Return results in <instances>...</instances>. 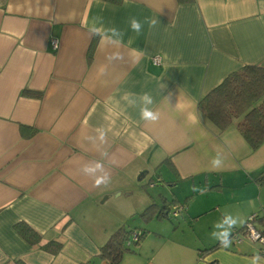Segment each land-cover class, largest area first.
Wrapping results in <instances>:
<instances>
[{
    "label": "crops",
    "instance_id": "obj_1",
    "mask_svg": "<svg viewBox=\"0 0 264 264\" xmlns=\"http://www.w3.org/2000/svg\"><path fill=\"white\" fill-rule=\"evenodd\" d=\"M97 16L120 45L89 37ZM132 17L159 23L137 34ZM246 64L264 67V0H0V264H107L99 248L119 228L144 232L119 264H264L246 236L205 251L224 216L239 230L264 207V143L252 150L237 120L218 131L198 109ZM144 92L155 122L123 99ZM96 160L110 174L99 186L81 171ZM22 224L60 250L29 244Z\"/></svg>",
    "mask_w": 264,
    "mask_h": 264
},
{
    "label": "trees",
    "instance_id": "obj_2",
    "mask_svg": "<svg viewBox=\"0 0 264 264\" xmlns=\"http://www.w3.org/2000/svg\"><path fill=\"white\" fill-rule=\"evenodd\" d=\"M198 109L218 131L226 129L237 120L238 132L250 148L256 150L264 143V67L246 64L230 72L198 100ZM256 180L260 183L264 181V171L256 175ZM152 208L153 205H150L145 211ZM157 217H165L163 211L160 210ZM17 230L29 244L38 245L51 254H56L61 248L56 241L41 243L40 235L25 224L19 225ZM131 233L125 228L115 230L99 248L98 256L106 260L107 264H119L126 252L135 253L136 249L132 250L127 245ZM143 236L144 232L139 233L138 240L134 242L137 247ZM219 246L220 241L205 251Z\"/></svg>",
    "mask_w": 264,
    "mask_h": 264
},
{
    "label": "clouds",
    "instance_id": "obj_3",
    "mask_svg": "<svg viewBox=\"0 0 264 264\" xmlns=\"http://www.w3.org/2000/svg\"><path fill=\"white\" fill-rule=\"evenodd\" d=\"M158 23L159 21L155 18H145L143 22L135 17H132L129 20V26L131 30L137 34L142 31L144 24H147L149 28H155ZM88 34L90 38L98 36L106 45L115 46L120 45L124 37V32L117 27L113 26L105 28L103 18L99 16L93 19L92 25L88 28ZM122 58L123 57L119 52H114L108 57L109 60H120ZM123 99H125L129 105L139 107L140 117L143 121L151 123L158 120L159 113L157 111H154L151 107L154 101L149 93L144 92L138 97L135 94L129 93L125 94ZM96 139H98L101 144L105 143L106 133L103 130H97ZM225 159L226 157L222 152H217L211 160V168L213 170L221 169L224 166ZM81 171L83 172V174L93 178L94 184L97 186L105 184L109 180L110 174L105 169L104 164L99 160H96L91 164H85L82 167ZM242 222L243 221L239 220L238 218H233V216L231 215H226L224 216L222 223L226 224L227 227L218 234L213 232L212 235L220 241L222 247L228 248L232 244V240L230 239L232 229L236 227L238 223ZM259 260V255H255L252 258V264H257Z\"/></svg>",
    "mask_w": 264,
    "mask_h": 264
},
{
    "label": "built area",
    "instance_id": "obj_4",
    "mask_svg": "<svg viewBox=\"0 0 264 264\" xmlns=\"http://www.w3.org/2000/svg\"><path fill=\"white\" fill-rule=\"evenodd\" d=\"M52 48H57V41H51ZM153 61L156 63L160 62V58L155 56ZM184 206L181 204L175 205L171 210L172 216H177L182 210ZM246 236L253 242H257L264 248V207L260 209L259 212H253L249 214L242 226L241 230L235 229L232 231L230 239L234 243H240L242 241V237ZM139 237L138 232H132L128 244H130V240L133 242L137 241ZM211 264H218L217 262H213Z\"/></svg>",
    "mask_w": 264,
    "mask_h": 264
},
{
    "label": "rangeland",
    "instance_id": "obj_5",
    "mask_svg": "<svg viewBox=\"0 0 264 264\" xmlns=\"http://www.w3.org/2000/svg\"><path fill=\"white\" fill-rule=\"evenodd\" d=\"M178 215L180 216V213H179ZM178 215H177V216H178ZM177 216H172V217L175 219ZM179 216H178V217H179ZM183 217H185V215H183ZM183 217H182V218H183ZM185 218H186V217H185ZM179 219H181V216H180ZM181 221H182V220H181ZM166 222H168V220H167ZM179 222H180V221H179ZM190 222H191V220H190ZM180 223H181V222H180ZM160 225L164 227V228H161V229H164L163 231H166L165 228H167V227H166V226H167V223H160V224H157V228H158V226L160 227ZM185 227H191V223H186V224H185ZM185 227H184V228H185ZM159 229H160V228H159ZM179 230H181V231H180V233H181V232H182V229H179ZM185 230H186V231H185V234H186V233L188 232V229L185 228ZM246 238H247V237L244 238L245 241H246ZM247 239H248V238H247ZM248 242H249V241H248ZM250 242H251L254 246H256L257 248H259V249L261 248V247L258 245V243L253 242V241H250ZM127 245H128V247H129L130 249H132V250H133V249H136V247H137V246L134 244V242H133L132 240H130V244L127 243ZM260 251H261L262 253H264V248H261ZM126 253H128V252H126Z\"/></svg>",
    "mask_w": 264,
    "mask_h": 264
}]
</instances>
